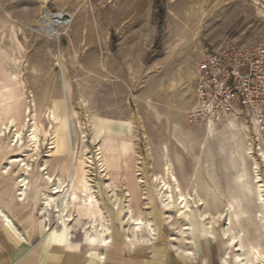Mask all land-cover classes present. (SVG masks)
<instances>
[{"label": "rangeland", "instance_id": "374dc122", "mask_svg": "<svg viewBox=\"0 0 264 264\" xmlns=\"http://www.w3.org/2000/svg\"><path fill=\"white\" fill-rule=\"evenodd\" d=\"M60 13L72 17V23L50 35L46 26ZM225 41L264 47V0H120L115 8L104 7L101 0H0V129L5 130L11 117L18 119L17 128L0 138V207L23 198L17 182L23 174L29 181L28 196L19 201L24 207L14 213L17 221L24 228L29 218L44 220L41 198L51 191L44 165L55 163L51 143L57 132L68 145L63 152L68 162L78 167L94 161L92 184L109 216L112 245L145 244L132 230L123 233L128 197L122 185L112 179L114 192L101 189L105 181L97 167V149L109 140L111 130L116 141L124 142L119 153L122 175L126 172L134 184L140 177L145 181L141 188L137 184L140 193L131 207L136 215L156 217L154 244L172 248L170 239L176 236L165 225L154 183L164 166L173 164L184 192L206 201V207L193 208L190 216L195 241L202 231L196 218L202 208L224 215L216 228L229 227L231 218L247 257H252V247L264 251V96L261 115L244 110L241 117L212 124L219 131L231 123L240 127L238 153L233 141L207 134L211 123L191 117L195 68L206 50ZM127 52L131 61L123 59ZM53 111L62 123L49 117ZM33 125L39 130L40 153L29 137ZM16 130L23 134V146L16 145ZM105 157L114 166L120 161ZM14 159L33 169L26 172L20 163H11ZM238 169L241 180L236 178ZM51 171L66 178L58 167ZM145 193L152 203L147 210L140 200ZM230 203L240 204L238 217L227 212ZM117 204L119 209L114 208ZM73 226L57 225L51 218L50 237L73 241L84 251L93 234L95 242L103 239L91 229ZM176 245L189 247L182 240Z\"/></svg>", "mask_w": 264, "mask_h": 264}, {"label": "bare ground", "instance_id": "6f19581e", "mask_svg": "<svg viewBox=\"0 0 264 264\" xmlns=\"http://www.w3.org/2000/svg\"><path fill=\"white\" fill-rule=\"evenodd\" d=\"M70 19H72V17ZM70 19H68L65 14L60 13L51 19V24L61 27L64 26L66 22L68 23ZM50 32L52 33L53 30H49V33ZM17 85H19V83ZM12 95L15 96V93H11L10 96ZM50 114L52 115L49 117L52 118L56 124L62 123V120L57 118L55 111ZM17 122L18 119L15 116L11 117L9 122L4 127L5 130L0 129V138L2 139V137L7 134L6 130H10L11 127L17 128ZM215 126H213L212 123L208 125L206 128L207 134L212 137L223 136L226 137L227 141H233V143L236 145L234 148L237 149L236 152L238 153L239 144H237V141L238 134L240 133V127H238L236 123H231L227 128L219 131ZM24 127H26V124ZM38 131L39 130L36 128V126L33 125L32 133H30L31 135L29 137L31 138L33 145H35V151L40 153L43 147L40 136L37 134L39 133ZM16 134L18 138L16 145L23 146V134L19 133L17 130ZM52 136L53 141L51 143V152L56 154L55 163L53 165H49L50 167L47 166L48 164L44 165L46 167L45 170H48V176L46 180L51 191L50 193L43 194L41 198V215L44 217L46 226H48V224L51 222V218H56L57 225H62L63 222H69L74 224L72 228L81 226L84 229H91L93 233H98L103 237L104 246L108 247L115 240L112 236V231L109 225V216H107V212L105 211L103 204L99 201L95 188L92 184L94 179H92L93 172L91 173V171L92 169H95L93 167L94 161L88 160L86 162L79 163L78 167H76V165H72L71 162L66 160V157H64L65 154L63 153L65 152V149L68 150V145L66 146L67 143L65 142L66 140L62 141L60 133L57 132H54ZM108 139V141H101L99 148L97 149V167L100 169V173H102L103 180L105 181L101 183L102 192L108 194H110V192H114V187L116 185L112 179L117 180V182L122 185L123 192L126 193V196L128 197L127 204L125 205V207H127L126 215L123 219V223H125L126 228L124 229L123 233L128 235L130 232L129 230H132L133 233L138 234L141 237L142 243L153 245L157 239L156 236L158 235L155 228L156 217H153V213H149L148 219L136 215L134 214L135 212L131 207V202L134 200L133 197L137 198L138 193H140L137 190V184L141 188L144 186L141 185L145 183V181H143V177H140L141 180L134 184L133 180L128 178V174L126 172L125 175H122L124 170L121 168L122 156H120L119 153L124 151L123 148H121V145L124 142L116 141L111 130H109ZM106 155H110L111 158H120V161L115 166L111 163L109 164L106 160ZM11 163H20V167H22L26 172H30L33 169L31 165L25 163L24 160L14 159L11 161ZM172 165L166 164L164 166L165 168H162L164 170L163 175H159L160 177L158 176L154 183L156 184L155 188L158 191L157 199L160 204V209L163 211L165 225H168L169 229L171 230H176V236L170 239V241L174 243L171 247L175 251L182 254L185 253V249L178 247L176 243L180 240L189 246H192L195 243L194 238H192L195 232V227L194 224H192L193 218L191 219L190 216L193 213V208L202 206L206 207V201H204L201 197L199 199H191L192 195L184 192V189L180 185L176 176V171H174ZM53 167H58L62 174L66 175V178L62 180L58 176L54 175V173L51 171ZM21 175L22 176L19 178L22 180L17 181L19 187H21V193L18 195L23 197L19 199V201H24L28 196L27 189L29 181L25 175ZM137 176H141V174L138 173ZM242 176L241 170L238 169L236 178L240 179ZM110 180L112 181L111 184L110 182H106ZM20 183H22L21 186ZM193 190L195 191V188H193ZM116 193H112L111 196L117 197L118 195ZM146 195V193L143 194V196L141 195L140 200L143 201V205H145V209L147 210L152 203L150 202L149 197ZM258 197L260 200H262L261 193H258ZM234 200L235 202L238 201L236 198H234ZM113 203L116 205L117 202ZM114 208L119 209V205L117 204V207L114 206ZM240 208L241 206L239 203H237L236 207L230 203V207L227 212H232L233 216L238 217L237 214H239ZM223 216V214L214 216L211 212H209V210L202 211L201 208L199 215L196 216V218L202 222V231L200 236L197 238H201L203 235H205L209 239H213L219 243H222L225 248V255L221 259L223 264H261L260 260L264 259V251H260L256 247H252L251 250L253 255L251 258L247 257L246 253H242L240 234L235 233L233 231V226H230L235 224L231 221V218L229 219V227L216 228ZM0 218L11 225L12 220L7 216L2 207H0ZM188 218H190V220H188ZM48 231L51 233V229ZM96 240L97 238L94 236V234L93 238L91 237V239H89V241L92 242ZM127 240L130 241V237H127ZM186 254L192 255V252L187 250Z\"/></svg>", "mask_w": 264, "mask_h": 264}, {"label": "crops", "instance_id": "0c3cea01", "mask_svg": "<svg viewBox=\"0 0 264 264\" xmlns=\"http://www.w3.org/2000/svg\"><path fill=\"white\" fill-rule=\"evenodd\" d=\"M130 53L123 59L131 61ZM17 200L9 199L1 206L12 223L0 218V264H223V244L205 237L187 246L182 254L156 244L106 247L101 238L97 242L85 241L89 250L84 251L80 244L63 237L51 238L44 220L29 218L23 221L24 228L20 226L16 213L24 206ZM187 250L192 255L186 254Z\"/></svg>", "mask_w": 264, "mask_h": 264}, {"label": "built area", "instance_id": "2783aa9c", "mask_svg": "<svg viewBox=\"0 0 264 264\" xmlns=\"http://www.w3.org/2000/svg\"><path fill=\"white\" fill-rule=\"evenodd\" d=\"M119 1L101 0L104 7L110 8L117 7ZM72 20L61 27L49 22L46 31L53 30L49 34L55 35L69 26ZM263 96L264 47L246 48L233 41H225L213 50H206L197 64L195 106L191 117L218 125L226 119L241 117L244 110L261 115Z\"/></svg>", "mask_w": 264, "mask_h": 264}]
</instances>
